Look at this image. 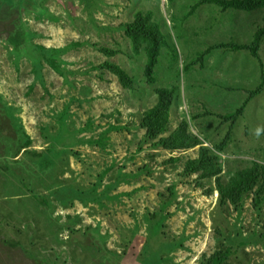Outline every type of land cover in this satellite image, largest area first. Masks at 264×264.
Segmentation results:
<instances>
[{
	"label": "rangeland",
	"instance_id": "1",
	"mask_svg": "<svg viewBox=\"0 0 264 264\" xmlns=\"http://www.w3.org/2000/svg\"><path fill=\"white\" fill-rule=\"evenodd\" d=\"M237 1L44 0L53 19L0 10V264H207L216 252V264H264V198L222 202L217 176L185 171L201 146L223 183L264 165V0ZM137 13L167 41L150 76L145 43L134 52L116 30ZM41 46L64 50L66 79ZM159 88L173 95L165 132L149 138L140 123ZM171 134L200 144L166 149Z\"/></svg>",
	"mask_w": 264,
	"mask_h": 264
},
{
	"label": "trees",
	"instance_id": "2",
	"mask_svg": "<svg viewBox=\"0 0 264 264\" xmlns=\"http://www.w3.org/2000/svg\"><path fill=\"white\" fill-rule=\"evenodd\" d=\"M259 2H261L259 0ZM201 3L215 4L220 6H240L244 7V1H223V0H201ZM91 6L87 7L90 8ZM221 7L222 10L225 8ZM24 10L27 13H32L37 18L41 16L47 17L51 19L53 16L49 14V11L44 7V0H2L0 1V10H4L5 14L11 13L10 11H14L19 13L20 10ZM147 16L150 15L149 12L146 13ZM53 19V18H52ZM55 20V19H54ZM146 18L142 17L140 13L135 14L134 21L131 23H124L119 25L116 30H122L127 38H129L131 42V47L134 52H137L139 43L144 44V50L146 52V67L145 72L147 76H150L152 73L153 67L156 65L157 61L159 62V57L161 52L167 43L165 41V36L160 33L158 30V25L156 23L148 22L145 23ZM264 29V28H263ZM264 33V30H262ZM259 33L256 34V39L258 40ZM10 45L17 49L19 47L18 38L11 36L9 38ZM165 43V44H164ZM167 46V45H166ZM238 48L249 49L248 46H237ZM42 51V54L47 61L49 62L50 67L59 74V76L66 79L64 73L59 69V66L56 64L55 59L57 54L62 53L63 49H47L43 46L39 47ZM68 48V47H67ZM100 51L105 56H112L114 54L113 51L109 50L106 47H101ZM253 52V50H251ZM172 59L175 60L174 63L177 64L178 53L175 50H172ZM54 54L56 56L54 57ZM51 55L52 57H48ZM177 58V59H176ZM103 66H106L114 75H116L119 81L122 83L124 87L131 88V80L127 76L126 72L121 69L119 66L105 62ZM185 68L182 70L188 69V66H184ZM181 70V71H182ZM158 96V103L155 107L147 110L141 119L140 126L145 128L146 135L149 138L156 137L165 132V124L168 118V108L171 102V98L173 95V89H164L159 88L155 90ZM120 127H110L109 130L119 129ZM178 137V134H171L167 138L160 139V143L166 147V149H188L192 146H197L200 143L194 142L192 146L188 143V136L183 135L182 138ZM28 145H24L22 148L26 149ZM220 150L219 148H217ZM33 153L28 152V150H24L23 154ZM208 150L201 146L199 149V154L196 159H191L186 161L185 163V171L194 173L197 171H201L202 176H211L216 177V189L219 195L220 201L230 202L231 204H236L240 201L243 194L248 193L254 190V202L259 204L261 203V199L264 198V165L259 166L256 162L251 161V167L248 166L243 170L236 171L234 174L227 179L226 182H221L218 174L220 173L219 166H213L211 162L212 159H216V157H209L207 155ZM36 154V153H34ZM38 155V154H36ZM39 158L37 162L40 163V166H43L44 161H46V155H38ZM260 176V177H259ZM257 187V188H256ZM256 188V189H255ZM260 201V202H259ZM223 256L220 255L219 252H216L215 255L209 257L207 259V264H216L222 261Z\"/></svg>",
	"mask_w": 264,
	"mask_h": 264
}]
</instances>
